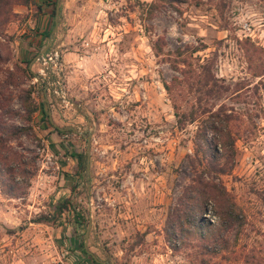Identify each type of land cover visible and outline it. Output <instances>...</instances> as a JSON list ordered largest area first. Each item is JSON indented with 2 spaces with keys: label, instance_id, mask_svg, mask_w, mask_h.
<instances>
[{
  "label": "rangeland",
  "instance_id": "rangeland-1",
  "mask_svg": "<svg viewBox=\"0 0 264 264\" xmlns=\"http://www.w3.org/2000/svg\"><path fill=\"white\" fill-rule=\"evenodd\" d=\"M9 1L0 107L12 113L2 118L0 109V119L26 127L5 145L20 155L9 165L27 173L15 176V195L0 190V249L19 246L29 220L71 197L84 228L68 205L42 222L44 237L28 239L27 255L39 264H90L66 238L73 227L84 235L88 224L86 246L100 264H264V0H60L48 47L61 65L48 80H37L38 65L28 63L49 38L53 0H36L40 9L35 0ZM54 79L67 103L41 85ZM25 90L37 107L27 119L19 104ZM214 114L230 118L234 152L227 172L203 177L229 194L238 232L227 231L226 249H201L195 240L173 249L166 222L201 171L195 143L201 132L214 137L203 129ZM70 151L85 152L83 171ZM205 218L214 220L211 212Z\"/></svg>",
  "mask_w": 264,
  "mask_h": 264
},
{
  "label": "trees",
  "instance_id": "trees-1",
  "mask_svg": "<svg viewBox=\"0 0 264 264\" xmlns=\"http://www.w3.org/2000/svg\"><path fill=\"white\" fill-rule=\"evenodd\" d=\"M9 2V0H0V29L3 23L6 22L9 14ZM41 3H45V0H41ZM3 5H8V9H2L1 6ZM54 5L55 0L51 2V27L53 26ZM36 6L37 9H40L41 4L37 3ZM48 32L49 31L46 33V37H48ZM35 54L36 53L31 57ZM6 71L10 73L9 69H6ZM24 72L30 77L34 76V73L26 67ZM41 85H43V82ZM163 87L166 92L171 94V85L163 82ZM23 93L24 97L19 101V104L21 105L23 112L27 114L25 118L27 119L29 114L36 111L37 107L31 102L29 91L25 90ZM3 96V90H1L0 97L2 98ZM41 104L43 106L45 103L42 102ZM6 105L2 104L0 107L3 111L2 118H4V115L12 113V110L5 109ZM171 106L176 123L180 126L184 121V116L180 112L179 104L176 103L173 97H171ZM40 111L42 113L40 119L48 121L47 113L44 109H41ZM17 114H19L18 111ZM209 116L212 117V121L205 119L204 121L206 125L203 129L213 132L214 137L207 138L204 133L201 132L199 135L201 142L199 144L195 143V150L197 153H200V158L197 159V164L202 165L201 171L198 173L194 172L195 175L192 178V183L184 190L182 199H179L177 207L174 208L166 222L165 233L168 240L172 241L171 244L173 249L189 243L190 240H195L201 249H226L227 231L229 232L234 226H236L235 233L237 234L239 223L241 222L237 219V214L233 208V202L221 183L207 181L203 177V175H205L217 178L215 176L227 172L231 165L230 160H232L234 152L233 138L230 137L227 123L230 118L223 119L217 114ZM54 129L57 133L62 132V129H59L58 127H55ZM25 130V126L16 127L10 124L7 125L5 121H1L0 119V190L9 195H15V193H18L17 191L21 190L15 176L17 174L26 176L25 174L27 171L26 167L23 165L22 168L19 169L18 163L17 165L15 164V167L9 165L12 162L16 163L20 155L15 152H10L7 145H5V141L10 137L17 136L19 132H25ZM70 155L76 160V170L79 172L83 171L85 167V152L70 151ZM10 156H12V158H10ZM220 161H223V163L218 165ZM215 165L218 167H214ZM18 170L20 172H15ZM70 198L71 197H68L56 202L51 215L40 216L36 220L43 222L53 220L55 216L61 213L68 205L69 209L75 216L74 224L80 228V226L83 225V217L71 204L69 201ZM209 212L214 216V220H207L205 218V214ZM82 235L83 233H78L73 227L69 239H71V244L73 241L75 242L77 240L74 245L75 248L84 252L81 239ZM84 254L90 264H100L92 259L87 253L84 252Z\"/></svg>",
  "mask_w": 264,
  "mask_h": 264
},
{
  "label": "crops",
  "instance_id": "crops-1",
  "mask_svg": "<svg viewBox=\"0 0 264 264\" xmlns=\"http://www.w3.org/2000/svg\"><path fill=\"white\" fill-rule=\"evenodd\" d=\"M46 25H44L43 28L44 27L46 28L47 27ZM13 210L17 211V207H15ZM18 217H19L18 215H14V214L12 218L10 216L11 222H18L19 221ZM42 222L43 221H38V220H35L32 222L29 220L27 222V225L19 230L20 235L22 237V240L20 241L19 246L14 244L13 246H10L6 249H0V263L5 262V264H30V263L39 264V261L41 259L39 258L38 255L34 254L33 256H29L27 255V253L28 254L30 253L29 252L30 247H28V243L30 242V240L28 239L30 235H33V238H32L33 240H38V241L41 238H43L45 235V229H44L45 227L43 226ZM7 226L8 228H12V229L14 228V225L12 224L7 225ZM15 232L17 233V230H15L14 232H11L12 233L11 236L15 234ZM66 238H67L68 244H71L70 243L71 239H69V237H66ZM72 243L74 246L75 245L74 241ZM10 244H12V239H10ZM73 246L68 245V248H71ZM74 250H76V248ZM30 258H32V261L30 260Z\"/></svg>",
  "mask_w": 264,
  "mask_h": 264
},
{
  "label": "built area",
  "instance_id": "built-area-1",
  "mask_svg": "<svg viewBox=\"0 0 264 264\" xmlns=\"http://www.w3.org/2000/svg\"><path fill=\"white\" fill-rule=\"evenodd\" d=\"M35 63L38 65L35 73L36 77L48 80L49 78L53 77V72L57 73V71L60 70V55L58 54L57 50L48 47L43 54L36 58ZM54 80L55 81L52 82L41 80V82H43V87L46 90H48V86H52L50 91L58 95L63 102L67 103L68 101L60 87V81H58V79Z\"/></svg>",
  "mask_w": 264,
  "mask_h": 264
},
{
  "label": "water",
  "instance_id": "water-1",
  "mask_svg": "<svg viewBox=\"0 0 264 264\" xmlns=\"http://www.w3.org/2000/svg\"><path fill=\"white\" fill-rule=\"evenodd\" d=\"M59 1L60 0H55V5H54V14H53V26H52V29L50 31V34H49V38L47 40V43L39 50L38 53H36L29 61L28 65L31 64L33 61L36 60V58L43 54L44 51L48 48V46L51 44L53 38H54V32L56 30V27H57V17H58V10H59ZM36 79L38 80V78L36 77ZM86 150L88 151V147L86 146ZM87 157V156H86ZM87 160V158H86ZM88 227H89V224L86 226V229L84 231V235H83V241H82V245H83V249L85 251V253H87L88 255H90V257L92 259H94L95 261L97 262H101L99 260L96 259V257L94 256V254L92 252H90L86 246V236H87V232H88Z\"/></svg>",
  "mask_w": 264,
  "mask_h": 264
}]
</instances>
